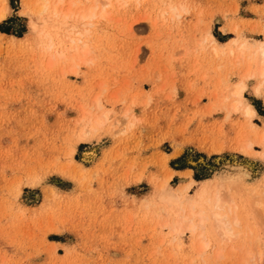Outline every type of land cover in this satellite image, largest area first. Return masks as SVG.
<instances>
[{
  "label": "rangeland",
  "instance_id": "1",
  "mask_svg": "<svg viewBox=\"0 0 264 264\" xmlns=\"http://www.w3.org/2000/svg\"><path fill=\"white\" fill-rule=\"evenodd\" d=\"M52 1L0 0V264H255L264 81L246 60L264 42V0H63L68 16ZM179 3L190 11H168ZM71 38L84 61L57 56ZM239 80L254 116L232 107ZM217 192L250 236L216 234ZM180 205L203 226L174 232Z\"/></svg>",
  "mask_w": 264,
  "mask_h": 264
},
{
  "label": "bare ground",
  "instance_id": "2",
  "mask_svg": "<svg viewBox=\"0 0 264 264\" xmlns=\"http://www.w3.org/2000/svg\"><path fill=\"white\" fill-rule=\"evenodd\" d=\"M113 0H102V4L105 6V5H109L111 4ZM116 2H120V0H115ZM63 0H57L53 3L52 1V7H51V14L57 16V15H61L63 14V16H68L69 14H72V11L68 8L67 10L65 11H62L60 6L62 4ZM79 2V1H78ZM96 4H98V2H100V0H95ZM43 3V2H42ZM171 3V2H169ZM45 4V3H44ZM72 3H70L71 5ZM76 4V2H75ZM83 4V3H82ZM177 4V3H176ZM63 5V4H62ZM77 5V4H76ZM172 5V4H171ZM175 5V4H174ZM170 6V4H169ZM44 7V6H43ZM85 7V6H84ZM97 6H94V7H89L87 8L86 10L84 9L83 11L79 12V15L81 17V19H90L92 17H94L96 15V12L95 9H96ZM47 8V7H46ZM81 8V7H80ZM72 9V7H71ZM48 10V9H47ZM46 10V11H47ZM181 11V12H187V11H190L188 10V7L186 5H184L183 3H179L178 5L176 6H171L168 8V11L171 12V13H174L175 11ZM41 11V10H40ZM50 11V10H49ZM62 12V13H61ZM105 13V10L104 8H102L100 10V13L99 15H104ZM5 14V13H4ZM50 14V13H49ZM50 14V15H51ZM3 14H0V18L2 17L3 18ZM49 16V15H48ZM54 18V17H53ZM45 19V18H44ZM40 23V21H39ZM209 23V22H207ZM41 24V23H40ZM39 24V25H40ZM46 25V24H45ZM211 26V25H210ZM32 27H35V25L32 23ZM44 27V25H43ZM210 29V28H209ZM209 32V31H208ZM210 37V36H209ZM208 38V37H207ZM212 40L214 41L215 43V46L213 47V50L215 53L218 52V49L217 47H222L225 43H219L214 37H212ZM210 38V39H211ZM234 39V38H233ZM79 41V42H78ZM83 41V40H82ZM81 40H78V39H75V38H71V43L66 47H62V49H57L56 52H57V56L58 57H62V58H65V59H70L71 61H75V60H78V61H84V55L86 54V51H87V44L82 42ZM232 43H235L236 41L235 40H230ZM242 41V40H241ZM246 41V40H245ZM244 43H237L239 44L237 47H236V50H238L240 53L245 50L246 48V45H245V42ZM210 42V40H209ZM221 42V41H220ZM239 42V41H238ZM258 42V41H257ZM254 43V42H253ZM256 43V42H255ZM211 45V44H210ZM227 45V43H226ZM213 46V45H211ZM224 47V46H223ZM228 48V47H227ZM229 49V48H228ZM253 55H256V59L255 61L253 62V56L252 55H249L247 57V60H246V64H247V68L246 69L247 71L250 70V66L252 65V63L255 64V67H256V74L258 75V77H260L263 81H264V42H259V44L253 48ZM221 50V49H220ZM252 50V49H251ZM250 50V51H251ZM229 52L232 53V54H235V49L234 48H230L229 49ZM243 53V52H242ZM55 57V56H54ZM244 57V56H243ZM86 60V59H85ZM77 63V62H76ZM78 64V63H77ZM80 64V63H79ZM253 64V65H254ZM254 68V67H253ZM71 70H74L75 69H71ZM252 70V69H251ZM246 75V74H245ZM251 77V76H250ZM240 81V80H239ZM264 85V84H263ZM246 84L243 82V81H240L236 84L233 85V88H232V94L235 95L237 97V99L234 101V103L232 104V107L235 109V108H238L239 106H241L243 109H244V112L247 114V115H250V116H254L256 115V110L251 106V104L249 105L248 103L245 102L244 98H243V92L244 90L246 89ZM262 87V86H261ZM232 100V99H231ZM102 109V108H101ZM101 111V110H100ZM100 111L98 110V112L100 113ZM91 119V118H90ZM93 123V122H92ZM101 123V119L99 117H97L95 119V124H100ZM90 124V123H89ZM91 125V124H90ZM89 125V126H90ZM97 128V127H96ZM95 133V132H94ZM264 135V134H263ZM96 138V137H95ZM99 139V138H98ZM263 142V141H262ZM176 153V152H175ZM173 155V154H172ZM190 170V169H188ZM185 174V172H184ZM227 174V173H226ZM229 175V174H228ZM235 175H238V174H235ZM233 176V175H232ZM219 178V177H218ZM225 178V177H224ZM240 178V177H239ZM211 180V179H210ZM224 180V179H223ZM216 181H219V179ZM228 181V180H227ZM230 182V181H228ZM233 182V181H232ZM231 183V182H230ZM214 184V183H213ZM218 184V183H217ZM220 186H224L223 183H219ZM235 184V183H234ZM241 185V184H240ZM227 186V185H226ZM179 187V186H178ZM228 187V186H227ZM167 188V187H166ZM204 188V187H203ZM207 188V187H206ZM223 188V187H222ZM201 189V188H200ZM208 189H209V186H208ZM157 190V189H156ZM175 190V189H174ZM189 190V189H188ZM178 191V190H177ZM203 191V190H202ZM207 192V190H205ZM233 191V190H232ZM162 192V191H161ZM169 192V191H168ZM175 192V191H174ZM179 192V191H178ZM213 192V191H212ZM251 192V191H250ZM181 193V192H180ZM223 194H220V193H216L212 199H208L210 204H212V207L210 208L211 210V218L213 219V229L215 230L216 234L218 236H220L221 238H223L224 240H230V239H233V238H237L239 237L246 229H244V226H243V232H242V227L240 228V225H238V223H240V221L242 222V217L240 218V215L239 213L235 210V202H233V200H230L226 197L227 195V192L224 193V192H221ZM166 194V193H165ZM195 194V193H194ZM240 196V195H239ZM208 197V196H207ZM161 198H164V199H167V200H177V198H181V197H177L175 196L174 194H170L168 195L167 197L164 196L163 194H161ZM183 198V197H182ZM200 199V198H199ZM233 199V198H232ZM187 200V199H186ZM193 200V199H192ZM189 201V200H188ZM201 201V200H199ZM177 202V201H176ZM185 202V201H184ZM203 202V201H202ZM181 203V202H180ZM186 203V202H185ZM190 203V202H189ZM179 204V202H178ZM193 204V203H192ZM254 204L257 206V207H261L264 203L261 202L260 200H255L254 201ZM207 206V204H206ZM209 207V206H208ZM241 207V206H240ZM203 208V207H202ZM179 209L181 210V214H180V219H179V224H176L174 223V226H173V231L176 232V233H180L181 231V226H182V221L184 220H187V224H186V228L188 230H196L198 228V226H203L204 224V219H205V216H204V212L202 210H199L197 212H190L189 214L190 215H196L198 218H199V223H195L193 222L192 218H189L188 215L184 214L183 212L185 211L184 210V207L182 205H180ZM196 209V208H195ZM217 209H225L224 211L222 212H218L219 210ZM197 210V209H196ZM195 211V210H194ZM207 213V212H206ZM207 218V217H206ZM241 220H240V219ZM240 220V221H239ZM196 221V220H195ZM209 221V220H208ZM186 223V222H185ZM242 224V223H241ZM238 225V226H237ZM262 225H264L262 223ZM254 227V226H253ZM240 228V229H238ZM257 228V227H256ZM260 228V227H259ZM207 230L208 227L206 228ZM248 230V229H247ZM246 230V234L247 236H250L248 235V231ZM197 231V230H196ZM200 231V230H199ZM212 231V230H211ZM253 232V230H250L249 232ZM251 232V234H252ZM197 233V232H196ZM244 233V234H245ZM254 234H252V238L250 239L249 243L252 245L253 249L255 250L254 252L251 251V256L252 257H255L253 259L256 260L255 264H261L262 263V260H264V227L262 228L261 232L260 233H255L253 232ZM245 234V235H246ZM179 235V234H178ZM194 235V234H193ZM202 233H199V236H201ZM254 236V237H253ZM208 237V236H207ZM244 237V236H242ZM177 240V238H175ZM193 239V238H192ZM197 239V238H195ZM214 239V238H213ZM218 240V239H216ZM237 241V240H236ZM248 241V240H247ZM178 242V245H179V241ZM218 242V241H217ZM232 242V241H231ZM245 243V242H244ZM248 243V242H247ZM196 244V243H195ZM194 244V245H195ZM205 245H207V243H204ZM216 247H218L216 245ZM219 249V248H218ZM249 251V250H248Z\"/></svg>",
  "mask_w": 264,
  "mask_h": 264
}]
</instances>
